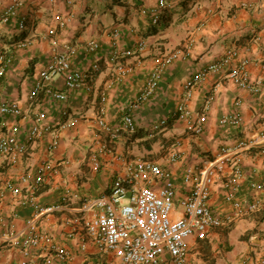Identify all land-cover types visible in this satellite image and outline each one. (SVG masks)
<instances>
[{"label":"crops","instance_id":"0c3cea01","mask_svg":"<svg viewBox=\"0 0 264 264\" xmlns=\"http://www.w3.org/2000/svg\"><path fill=\"white\" fill-rule=\"evenodd\" d=\"M158 1L34 0L35 9L26 6L21 11L27 16L24 30L0 25V40L13 53L0 82V101L18 100L27 112L22 119L0 114V137L18 125V136L25 140L39 112L47 114L52 129L32 141L22 162L13 164L9 157L0 156V190L9 182H18L20 175L34 173L45 161L55 167L37 191L21 182L20 195L6 191L0 197V264H21L22 255L12 243L13 237H22L32 226L69 249L71 257L64 264H119L117 252L104 250L88 235L85 201L105 192L118 176H127L137 158L169 167L178 197H182L190 188L182 176L186 165L217 159L223 148L235 150L240 142L264 133V0H169L172 7L164 12L158 25H152L141 9L155 7ZM12 2L0 0V13ZM57 16L65 19L63 26L58 25ZM50 27H58L54 38L59 47L64 43L76 46L74 68L86 71L99 63L100 70L88 85L71 90L66 100L40 92L30 103L29 94L39 73L53 56V44L47 37ZM114 29L119 30L116 39ZM25 39L28 44L17 47L16 43ZM92 40L99 43L95 51L88 49ZM142 41L146 49L122 59L131 71L118 80V64L110 62L115 42L126 50ZM187 42L191 44L188 56L169 64L150 99L132 107L131 102L156 67V58ZM230 50L236 53L231 64L209 72L189 101L196 117L206 114L202 133L193 134L186 121L178 120L150 136L148 129L181 101L184 83ZM244 60H248L251 80L261 85L259 92L240 87L229 77L230 68ZM50 84L66 90L63 75L55 76ZM103 91L107 93V121L116 124L130 110L137 133H122L113 142L99 127ZM65 111L69 114L65 115ZM234 113L243 118L240 126L221 122ZM72 117L78 118L75 126L69 124ZM179 139L183 155L180 161L171 163L167 150ZM53 140L58 141V146L49 153ZM233 152L232 164L237 160L243 172L236 197L247 202L255 193L251 183L264 184V144ZM230 166L225 167L226 174L232 172ZM210 205L224 217L234 210L220 184L214 187ZM49 207L53 210H45ZM187 243L188 264H260L259 258L264 256V210L214 227L206 239L191 236ZM31 264H47L46 257L35 251Z\"/></svg>","mask_w":264,"mask_h":264},{"label":"built area","instance_id":"2783aa9c","mask_svg":"<svg viewBox=\"0 0 264 264\" xmlns=\"http://www.w3.org/2000/svg\"><path fill=\"white\" fill-rule=\"evenodd\" d=\"M72 3V0H68ZM34 0H13V2L0 13V25H13L14 29L24 30L27 27V16L21 13L26 6L35 9ZM245 6V3L242 4ZM172 7L169 0H159L152 8H142L141 13L147 17L152 25H158L164 12ZM58 25L63 26L65 19L57 16ZM58 27H50L47 37L53 44V56L44 67L39 78L29 94V102L34 103L40 92L45 96L66 100L71 90L88 85L94 73L100 70L99 63L93 64L89 70H81L72 66V59L77 48L71 43H64L59 47L54 35ZM119 35V30H113V36ZM28 40L16 43L17 47H25ZM99 43L92 40L88 43L89 50H97ZM146 49V43L140 42L136 47L122 50L117 42L114 45L113 56L110 62L118 64L117 79L131 71L122 59L128 56L139 55ZM191 44L187 42L182 47L167 51L156 58V67L148 77L142 91L131 102L132 107L145 103L150 99L159 85L164 69L173 61L188 56ZM236 53L230 50L224 57L209 64L198 71L193 77L184 83V92L177 107L166 117L155 122L148 134L154 136L166 128L170 123L178 120L186 121L188 129L196 135L203 131L206 114L203 112L197 117L189 107V101L195 88L211 71H220L231 64ZM13 53L0 41V82L7 66L12 62ZM65 77L66 90L54 88L50 83L57 76ZM229 77L240 87L259 92L261 85L253 82L249 75L248 60L242 61L235 67H231ZM213 95L207 100V105ZM107 93L101 94L99 105L98 125L106 132L114 142L122 133L135 134L138 128L134 122L133 114L126 110L116 124H111L105 118ZM238 103V101H237ZM0 114L15 115L25 118L26 110L18 100L0 101ZM64 114L68 115V111ZM78 118L72 117L71 126L77 124ZM229 126H240L243 118L239 113H234L221 120ZM51 126L47 122V114L39 112L34 117V124L28 136L22 140L18 136V125L4 133L0 137V156H7L13 164L22 162L28 155L33 140L50 132ZM264 144V133L256 137L240 142L235 150H243L247 147ZM58 141L53 140L48 148L49 153L57 148ZM182 140L175 141L167 150L168 160L175 163L182 157ZM235 150L223 148L221 155L214 160L200 164H188L182 170L183 180L189 185V192L178 197L172 172L152 159L137 158L133 161L127 176H118L105 192L101 195L85 201L83 208L87 212L86 230L106 251L117 252L120 257L119 264H188L189 246L187 239L195 236L206 239L214 227H220L226 222L253 212L264 210V184L252 182L251 187L255 193L252 199L244 202L236 197L239 190L243 172L239 162L234 159ZM231 164L232 172L225 173V167ZM55 167L48 160L40 164L34 173H24L19 176L16 183L9 182L0 190V197L6 191L14 195L22 192L21 182L26 183L33 191L43 186L54 173ZM222 185L225 190V198L232 202L234 210L227 216L219 215L211 208L210 200L216 185ZM32 201V198L31 200ZM52 211L53 208L45 209ZM12 243L19 248L22 255L21 264H31L35 251H40L46 257V263H66L71 257L69 249L57 242L53 236L43 233L32 226L22 237H13ZM260 264H264V256L259 258ZM90 264V263H87Z\"/></svg>","mask_w":264,"mask_h":264},{"label":"rangeland","instance_id":"374dc122","mask_svg":"<svg viewBox=\"0 0 264 264\" xmlns=\"http://www.w3.org/2000/svg\"><path fill=\"white\" fill-rule=\"evenodd\" d=\"M1 41V40H0ZM2 42V41H1ZM2 44H3V42H2Z\"/></svg>","mask_w":264,"mask_h":264}]
</instances>
